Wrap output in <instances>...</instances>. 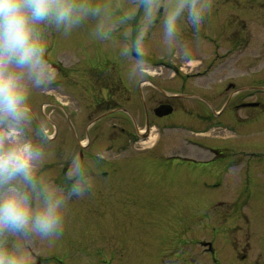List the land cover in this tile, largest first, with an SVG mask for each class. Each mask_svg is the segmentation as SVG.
<instances>
[{
	"label": "rangeland",
	"instance_id": "1",
	"mask_svg": "<svg viewBox=\"0 0 264 264\" xmlns=\"http://www.w3.org/2000/svg\"><path fill=\"white\" fill-rule=\"evenodd\" d=\"M118 2L129 5L134 0ZM224 14L226 17L221 19L231 24L228 31L236 32L233 27L241 35L240 45L237 44V56L245 58L241 60V67L247 64V57H256L255 70L263 68L264 0L263 3L260 0H213L210 16ZM157 29L159 25L153 33ZM72 33L53 37L52 52L65 64L78 62L83 46H94L99 63L109 62L107 69L117 66L119 37L115 44H108L91 38L86 26ZM159 39L160 35L155 36L151 42L155 44ZM148 51L154 56L165 53L155 46ZM193 66L200 65L194 62L186 67ZM229 67L217 68L201 81H217L222 73L231 75L233 70ZM154 70L151 68L150 72ZM159 70L164 74L160 76L161 83L178 89V80H169L171 72ZM263 74L264 70L257 74V79ZM94 119L75 125L80 129L79 137L96 145L99 141L108 144L109 138L99 135L100 124L97 128L91 125ZM64 128L61 133L65 135L68 131L75 137L69 125ZM231 133L227 130L220 134ZM186 134L173 131L159 138L154 134L148 143L129 144L125 152L126 155L136 154L132 160L138 153L154 156V148L150 147L159 139L156 152L166 157L184 152L201 159L172 164L162 160L147 168L137 164L132 165L133 168L128 166V175L124 174L128 176L127 187L118 194L117 203L110 202L109 188H101L92 196L85 194L77 202L71 201L63 235L52 243L36 242L35 247L41 253L37 264H264V128L241 129L226 140L214 135L207 138L210 140L207 142L214 141L221 150L218 157L213 142L210 148L214 151L205 153L204 158L197 155L194 148L184 143ZM84 142L82 144L87 143ZM251 149H261L258 157L249 159L252 171H238L239 154ZM100 152L98 149L97 153ZM55 157L52 155V159ZM115 178L121 182V176ZM208 243L214 246L215 252H209Z\"/></svg>",
	"mask_w": 264,
	"mask_h": 264
},
{
	"label": "clouds",
	"instance_id": "2",
	"mask_svg": "<svg viewBox=\"0 0 264 264\" xmlns=\"http://www.w3.org/2000/svg\"><path fill=\"white\" fill-rule=\"evenodd\" d=\"M212 8L213 0H0V264H37L36 242L61 237L70 202L92 187L90 157L71 156L56 180L47 171L51 130L34 101L59 83L53 37L85 26L91 38L108 44L119 37L126 75L137 82L150 73L152 46L189 58L185 28L199 42ZM157 25L160 39L153 44Z\"/></svg>",
	"mask_w": 264,
	"mask_h": 264
},
{
	"label": "flooded vegetation",
	"instance_id": "3",
	"mask_svg": "<svg viewBox=\"0 0 264 264\" xmlns=\"http://www.w3.org/2000/svg\"><path fill=\"white\" fill-rule=\"evenodd\" d=\"M222 17L226 15L208 16L201 27L199 42L193 40L192 29L185 28L184 39L191 43L192 54L186 59L178 57V64L190 65L196 62L200 66L190 68L192 71L186 72L187 75L180 72L177 66H172L176 72L169 80H178V89L171 85H163L160 76L164 74L158 72L153 79L150 77L151 74H148L141 81L133 82L126 75L124 60L118 67L111 65L107 69L105 66H108L109 62L102 60L99 63L95 48L90 46H83L82 56L78 62L72 61L67 64L62 58L54 57L52 52L53 63L59 71V83L37 94L34 101V110L51 130L53 155L56 157L49 161L47 171L52 179L56 180L66 171L71 156L90 157L94 161V172L92 187L88 192L92 196L101 188H109L110 202L117 203L118 194L127 187L128 176L124 174L128 175L126 173L128 170L124 167L135 164L153 166L164 160L161 153H155L152 157L141 154L133 158L134 160L129 159L128 162L114 159L113 156L102 158L101 154L96 152L97 146L92 141L82 144L85 143L84 139L79 137L80 129L75 125L86 124V121L93 120V116L99 111L107 108L98 118L95 117L92 126L97 128L100 124L99 135L106 136L112 142H123L133 133L131 127L137 132L151 128L153 124L161 130L168 127L170 122L168 120L177 119L185 120L184 127L189 128H192L191 124L194 123L206 128L221 123L234 129L236 133L241 129L255 131L264 128V74L257 79V74L262 73L264 67L255 70L253 65L256 57H247V64L241 67V60L245 58L237 56V44L240 45L241 42L240 32L233 27L232 30L236 32L228 31L231 24L221 19ZM229 43L232 45L225 47ZM213 64H215L213 72L217 68L224 70L225 66H230L229 70H233V73L231 75L222 73L217 81H201L211 76L213 72L203 75L202 71ZM146 81L154 83L146 84ZM165 87L172 92L167 93ZM198 100H201V103ZM163 104H171L173 112L159 116L156 109ZM67 125L74 130L76 138L68 134V131L65 135L61 133V129ZM151 132L150 129L144 133ZM189 141L203 148H210L206 143L192 139ZM158 145L159 141L155 149ZM218 149L216 153L221 155V150ZM248 151L253 155L257 153L256 149ZM197 159L201 158L190 157L189 154L172 156L173 162ZM247 170L250 171L251 168ZM119 176L121 182L115 178Z\"/></svg>",
	"mask_w": 264,
	"mask_h": 264
}]
</instances>
